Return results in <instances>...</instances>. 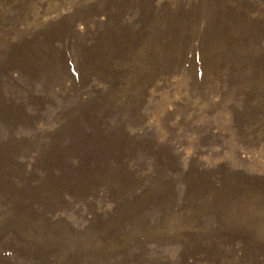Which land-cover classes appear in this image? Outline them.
Masks as SVG:
<instances>
[{"label": "rangeland", "instance_id": "1", "mask_svg": "<svg viewBox=\"0 0 264 264\" xmlns=\"http://www.w3.org/2000/svg\"><path fill=\"white\" fill-rule=\"evenodd\" d=\"M0 264H264V0H0Z\"/></svg>", "mask_w": 264, "mask_h": 264}]
</instances>
